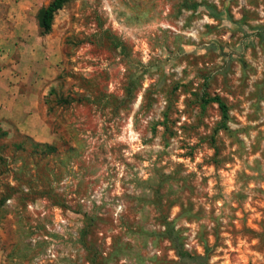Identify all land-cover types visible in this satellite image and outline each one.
I'll return each instance as SVG.
<instances>
[{
    "label": "rangeland",
    "instance_id": "obj_1",
    "mask_svg": "<svg viewBox=\"0 0 264 264\" xmlns=\"http://www.w3.org/2000/svg\"><path fill=\"white\" fill-rule=\"evenodd\" d=\"M53 24L55 154L5 149L0 264H264V0H70Z\"/></svg>",
    "mask_w": 264,
    "mask_h": 264
},
{
    "label": "crops",
    "instance_id": "obj_2",
    "mask_svg": "<svg viewBox=\"0 0 264 264\" xmlns=\"http://www.w3.org/2000/svg\"><path fill=\"white\" fill-rule=\"evenodd\" d=\"M49 1L0 0V132H4L0 134V168L5 164V149L15 144L22 149L25 138L53 147L35 151L55 154L54 144L44 142L56 139L47 121L44 96L62 65L61 43L53 33L54 24L49 33L41 34L37 20L38 10ZM5 199L7 195L0 194V202ZM27 208L35 212L38 200Z\"/></svg>",
    "mask_w": 264,
    "mask_h": 264
},
{
    "label": "trees",
    "instance_id": "obj_3",
    "mask_svg": "<svg viewBox=\"0 0 264 264\" xmlns=\"http://www.w3.org/2000/svg\"><path fill=\"white\" fill-rule=\"evenodd\" d=\"M70 0H50L45 6L41 7L38 12H37V20H38V26L40 29L41 34H46L49 33L52 30V24L54 21V16L56 12L63 8V6L69 2ZM65 101L59 100L58 102ZM206 101H213L216 102L222 112V118L225 120L228 116L227 114V106L226 104L222 101V99L219 96H213L208 98ZM47 103V101H46ZM4 132H0V134H3ZM44 146V150H49L51 151L53 149L52 146L49 144H41ZM168 231H170V228L168 227ZM175 233V232H174ZM172 234V233H171ZM173 241L176 242L178 238L175 237V235H172L171 238ZM176 245V244H175ZM178 246H176L177 248Z\"/></svg>",
    "mask_w": 264,
    "mask_h": 264
}]
</instances>
